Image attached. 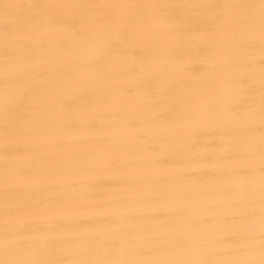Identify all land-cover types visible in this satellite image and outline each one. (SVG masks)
<instances>
[{
	"label": "bare ground",
	"instance_id": "obj_1",
	"mask_svg": "<svg viewBox=\"0 0 264 264\" xmlns=\"http://www.w3.org/2000/svg\"><path fill=\"white\" fill-rule=\"evenodd\" d=\"M0 264H264V0H0Z\"/></svg>",
	"mask_w": 264,
	"mask_h": 264
}]
</instances>
